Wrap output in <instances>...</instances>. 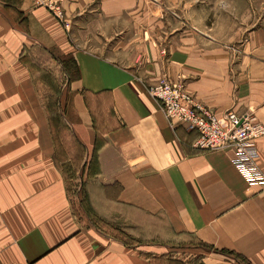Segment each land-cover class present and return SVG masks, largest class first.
Listing matches in <instances>:
<instances>
[{
    "label": "crops",
    "instance_id": "obj_1",
    "mask_svg": "<svg viewBox=\"0 0 264 264\" xmlns=\"http://www.w3.org/2000/svg\"><path fill=\"white\" fill-rule=\"evenodd\" d=\"M248 1L209 26L197 0H62L66 29L0 0V264H264V186L148 92L167 77L223 126L264 123Z\"/></svg>",
    "mask_w": 264,
    "mask_h": 264
},
{
    "label": "built area",
    "instance_id": "obj_2",
    "mask_svg": "<svg viewBox=\"0 0 264 264\" xmlns=\"http://www.w3.org/2000/svg\"><path fill=\"white\" fill-rule=\"evenodd\" d=\"M34 7L50 11L66 29V19L62 0H30ZM148 92L160 105L161 110L172 126L183 125L196 131L198 137L194 147L200 151L233 148V162L250 183L264 186V172L259 164V151L256 142L264 144V123L253 113L238 114L228 111L223 126L219 117L209 107L197 101L182 83L163 77L148 86Z\"/></svg>",
    "mask_w": 264,
    "mask_h": 264
},
{
    "label": "rangeland",
    "instance_id": "obj_3",
    "mask_svg": "<svg viewBox=\"0 0 264 264\" xmlns=\"http://www.w3.org/2000/svg\"><path fill=\"white\" fill-rule=\"evenodd\" d=\"M199 15H206V20L209 26H213L216 19L221 20L224 18V5H228V0H197ZM242 3V2H241ZM237 4V2H236ZM248 8L251 9V13L254 15V11L257 15L264 14V0H249L246 2ZM224 14V15H223ZM203 20V19H202ZM220 22V21H219Z\"/></svg>",
    "mask_w": 264,
    "mask_h": 264
}]
</instances>
